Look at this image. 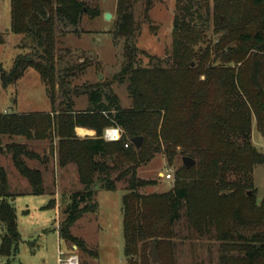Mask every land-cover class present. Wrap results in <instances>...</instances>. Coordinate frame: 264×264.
I'll return each instance as SVG.
<instances>
[{
	"label": "trees",
	"instance_id": "trees-1",
	"mask_svg": "<svg viewBox=\"0 0 264 264\" xmlns=\"http://www.w3.org/2000/svg\"><path fill=\"white\" fill-rule=\"evenodd\" d=\"M129 1L116 4L115 36L125 40L135 33ZM175 1L171 66L141 67L135 46L127 48L114 79L125 84L130 106L122 107L117 95L99 85H87L86 108L76 110L68 89L74 68L62 76L56 71L54 23L58 20L77 29L84 14L90 18L99 14L97 8L81 0H10V30L22 35L28 52L18 54L9 70L0 69V86L17 83L31 68L45 86L51 111L0 114V152L10 156L19 175L28 181V194L34 196L45 192L43 178L25 160L44 164L47 159L10 139L47 140L59 167L75 165L83 190L72 193L59 236L88 254L91 250L70 231L77 219L96 211L91 189L95 181L108 191L115 190L116 182L126 183L121 215L123 255L129 263L135 257L145 258L152 244L158 248L169 242L181 219L199 231L214 227L221 240L250 223L247 210L254 205L248 192L253 190V170L264 163V155L250 139L253 117L264 135V0ZM210 17L213 40L205 33ZM56 89L62 96L58 108L54 106ZM116 124L123 129L120 139L104 140V129ZM76 127L92 129L95 136L79 138ZM137 136L142 137L139 149L130 142ZM157 153L169 164L177 154L192 158L194 164L176 170L168 192L140 193L138 189L155 186L156 181L140 178L137 168ZM112 172H117L114 179ZM0 197V222L5 229L0 256L7 259L17 254L20 233L2 166ZM53 204L50 200L46 207ZM237 238L242 241L240 264H264V231Z\"/></svg>",
	"mask_w": 264,
	"mask_h": 264
},
{
	"label": "rangeland",
	"instance_id": "rangeland-1",
	"mask_svg": "<svg viewBox=\"0 0 264 264\" xmlns=\"http://www.w3.org/2000/svg\"><path fill=\"white\" fill-rule=\"evenodd\" d=\"M81 1L89 8H97L99 14L95 18L84 14L77 29L55 20L56 71L62 76L65 70L74 68L75 75L69 78L68 85L74 109L83 110L86 107L87 94L84 92L87 85H99L101 90L117 95L121 106L127 108L130 99L125 84L117 83L114 79L125 62L124 52L135 46V59L139 66L149 68L158 64L164 68L170 67L173 62L172 22L177 12L176 1L150 0L147 4L149 0H130L128 10L132 13L135 33L128 40L115 36V24L119 17L117 0ZM10 10V0H0V69L6 71L12 67L18 54L28 52V44L23 46L22 35H16L10 30ZM105 13L111 14L109 20H105ZM211 20L210 17V24ZM205 33L207 38L214 39L211 34L212 24ZM56 95L54 106L58 108L62 96L57 89ZM11 111H51L45 86L38 73L31 68L26 70L17 83L5 88L0 86V114ZM250 139L257 151L264 155V135L258 131L254 117ZM9 141H23L29 149L47 159L44 164L25 160L29 168L41 171L46 190L39 196L28 194L29 185L28 188L23 186L27 179L19 175L10 156L0 152V166L6 169L9 192L12 194L8 201L16 213L20 233L17 254L7 259L0 256V264H59L57 256L65 258L73 255H76L78 264H152L148 256L150 247L147 248L145 258L135 257L133 263L124 258L121 215L122 196L126 193L124 180L116 182L115 190L112 191L103 190L101 183L95 181L91 189L95 192L93 199L96 211L80 218L71 228V235L82 240L85 248L91 250L92 254H88L81 247L78 248L75 242H66L59 236V226L65 218L64 210L71 203L72 193L83 190L75 165L71 164L65 169L59 167L55 155L49 153L47 140L25 141L14 137ZM153 158L140 165L136 174L143 179L155 180L156 184L138 189L140 193L168 192L174 185L176 170L182 166V157L178 154L173 156L171 164L162 153L155 154ZM43 166L46 170H43ZM253 172V190L248 193L252 196L254 208L253 211L250 208L247 210L250 216L247 226L235 228L230 238L221 240L214 227L199 231L188 227L181 219L174 229L173 238L157 248L159 264H240L242 254L239 252V244L242 241L237 235L250 236L264 231V163L256 165ZM159 173H169L171 179L167 180ZM116 175L117 172H112L110 176L114 179ZM53 198L58 202L57 216L52 208H42L49 200L53 201L54 206L56 201ZM4 233V226L0 222V242Z\"/></svg>",
	"mask_w": 264,
	"mask_h": 264
},
{
	"label": "water",
	"instance_id": "water-1",
	"mask_svg": "<svg viewBox=\"0 0 264 264\" xmlns=\"http://www.w3.org/2000/svg\"><path fill=\"white\" fill-rule=\"evenodd\" d=\"M104 18L105 20H109L111 18V14L110 13H105L104 14ZM100 77V75L98 76ZM101 78V77H100ZM142 141V137L137 136L133 139H131L130 142H132L133 146L136 149H139L141 146V142ZM194 164V160L190 157H182V165L187 168L189 166H192ZM148 256L150 258V261L152 264H157L160 261V258H158V251H157V247L155 246V244H152L150 246V249L148 251Z\"/></svg>",
	"mask_w": 264,
	"mask_h": 264
},
{
	"label": "crops",
	"instance_id": "crops-1",
	"mask_svg": "<svg viewBox=\"0 0 264 264\" xmlns=\"http://www.w3.org/2000/svg\"><path fill=\"white\" fill-rule=\"evenodd\" d=\"M86 108V107H85ZM84 108V109H85ZM80 130H84V131H86L87 133L86 134H83V135H81L80 134ZM75 133H76V135L79 137V138H87V137H94L95 136V132H94V130H92V129H85V128H82V127H76L75 128ZM21 143H25V142H21ZM72 164V163H71ZM71 164H69V165H71ZM69 165H67V166H69ZM67 166H65V167H62V169H65ZM44 167V169L43 170H46L45 169V166H43ZM159 175H160V173H159ZM24 187H26V188H28V181H26V183H24V185H23ZM45 190H46V186H45ZM56 196H57V194L55 195V198H56ZM55 198H53L54 200H55ZM50 201V200H49ZM56 202V204L53 206V207H51L54 211H55V213H56V216H57V214H58V211H57V206H58V202H57V200H55ZM49 203V202H48ZM48 203L47 204H45V205H43L42 206V208H48V207H46L47 205H48ZM83 216H86V214L85 215H83ZM83 216H81L80 218H82ZM79 218V219H80ZM79 219H77L74 223H76ZM56 220V218L54 219V221ZM73 223V224H74ZM17 229H18V225H17ZM19 230V229H18ZM84 240V239H83ZM84 242L86 243V241L84 240ZM63 252V251H62ZM64 255V254H63ZM64 257H67V256H64ZM57 259H58V256H57ZM57 259H56V261H57Z\"/></svg>",
	"mask_w": 264,
	"mask_h": 264
},
{
	"label": "built area",
	"instance_id": "built-area-1",
	"mask_svg": "<svg viewBox=\"0 0 264 264\" xmlns=\"http://www.w3.org/2000/svg\"><path fill=\"white\" fill-rule=\"evenodd\" d=\"M108 128L109 127L104 129L102 138L104 140H106V141H118L120 139V137H121L122 131L119 134V139H108V137L112 136V132L111 131H107ZM127 146L128 145L125 144V147H127ZM160 175H161V177L164 176V178L167 179V180L171 179V175H169V173H166L164 175L160 174ZM59 254L62 255V252H59ZM57 261H59V264H78V260H77L76 255L68 256V257H65V258L58 257Z\"/></svg>",
	"mask_w": 264,
	"mask_h": 264
},
{
	"label": "clouds",
	"instance_id": "clouds-1",
	"mask_svg": "<svg viewBox=\"0 0 264 264\" xmlns=\"http://www.w3.org/2000/svg\"><path fill=\"white\" fill-rule=\"evenodd\" d=\"M123 129L121 128L120 125L116 124L115 127H109L107 129V131H111L112 132V136L108 137V139H119V134Z\"/></svg>",
	"mask_w": 264,
	"mask_h": 264
},
{
	"label": "bare ground",
	"instance_id": "bare-ground-1",
	"mask_svg": "<svg viewBox=\"0 0 264 264\" xmlns=\"http://www.w3.org/2000/svg\"><path fill=\"white\" fill-rule=\"evenodd\" d=\"M79 132H80V134H81V135H83V134H86V133H87V132H86V131H84V130H80Z\"/></svg>",
	"mask_w": 264,
	"mask_h": 264
}]
</instances>
